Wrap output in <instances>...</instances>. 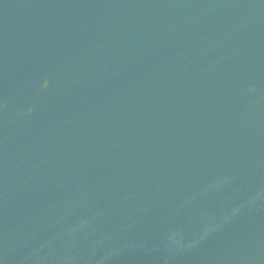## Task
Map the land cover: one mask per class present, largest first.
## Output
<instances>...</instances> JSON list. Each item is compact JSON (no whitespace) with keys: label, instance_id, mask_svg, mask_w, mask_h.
Returning a JSON list of instances; mask_svg holds the SVG:
<instances>
[{"label":"water","instance_id":"water-1","mask_svg":"<svg viewBox=\"0 0 264 264\" xmlns=\"http://www.w3.org/2000/svg\"><path fill=\"white\" fill-rule=\"evenodd\" d=\"M0 264H264V0H0Z\"/></svg>","mask_w":264,"mask_h":264}]
</instances>
